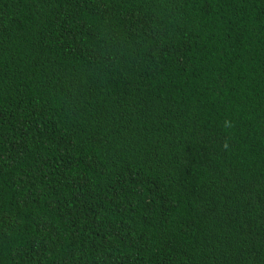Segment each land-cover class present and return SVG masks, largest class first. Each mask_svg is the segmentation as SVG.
Segmentation results:
<instances>
[{
    "label": "trees",
    "instance_id": "trees-1",
    "mask_svg": "<svg viewBox=\"0 0 264 264\" xmlns=\"http://www.w3.org/2000/svg\"><path fill=\"white\" fill-rule=\"evenodd\" d=\"M0 264H264V0H0Z\"/></svg>",
    "mask_w": 264,
    "mask_h": 264
}]
</instances>
